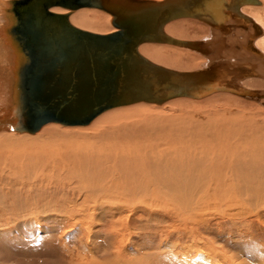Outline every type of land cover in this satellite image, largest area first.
Returning <instances> with one entry per match:
<instances>
[{
  "label": "bare ground",
  "instance_id": "obj_1",
  "mask_svg": "<svg viewBox=\"0 0 264 264\" xmlns=\"http://www.w3.org/2000/svg\"><path fill=\"white\" fill-rule=\"evenodd\" d=\"M11 1L0 0V166L4 163L8 168L11 165L7 159H16L12 168L16 174L25 175L24 179L20 178L23 180L19 191L27 190L29 192H25L31 197L32 190L37 186L55 191L58 183H63L64 203L70 201L71 194L81 202L89 201L86 206L91 210L107 204L112 206L111 211L117 208L127 210L128 205H133L132 209L141 205L147 215H156L160 211L173 213L181 217L185 224L200 220L211 208L223 209L232 204L255 207L259 203L252 201L264 202V128L256 126L258 124L250 127L244 113L235 112L231 117L217 114L204 121L190 118V122L182 120L186 116L189 119V114L184 117L183 113H173L168 121L162 114L164 121L161 123L155 119L152 125L144 123L132 128L127 127L131 118L129 123L125 121L123 124L122 120L117 121V117L121 116L119 113L104 116L110 110L136 104L163 107L177 99L200 100L220 92L253 95L252 91L233 85L234 78L244 75L241 74L243 69L230 67L228 62H259V57L250 51L248 45L257 34L255 29L259 30L257 23L264 25V0H243L236 6L235 0H225L224 19L218 23L211 17L178 13L165 20L159 13L150 12L147 20L151 25L148 28L138 27L136 17L130 14L154 5L179 7L184 2L79 0L90 3L56 5L49 9L62 15L60 21L50 18L40 24L13 25L9 17V12L14 9ZM217 1L197 0L195 5L213 9ZM78 11L83 13L77 15ZM120 12L124 15L120 16ZM196 20L208 25L206 39L190 41L178 38L191 36L193 31H187V28H194ZM123 21H130L132 26L125 25ZM110 24L114 26L111 32L100 31L104 25L108 28ZM155 25H158L157 30ZM182 26L186 29H181ZM91 28L97 32L90 31ZM149 31L161 32L175 40L144 38L142 35ZM152 43L171 48H152L149 46L155 45ZM116 44H120L121 48ZM226 44L231 49L227 50ZM184 50L200 53L205 61L204 67L196 71L175 69H190L186 68L189 67L187 64L199 60ZM136 52L176 78L193 77L218 89L211 92L201 89L196 94L173 95L155 101L134 100L131 98L133 91L140 94L142 89L148 88L138 83L145 73H138L137 76L132 73L135 66L130 58ZM116 55H121L120 62L124 68L130 67V73L122 70L108 86L106 82L110 80L107 77L96 79L95 75L104 73L110 62L115 61ZM141 66L145 68L143 64ZM78 73L83 75L82 79L77 76ZM89 74L94 77L91 81L84 77ZM161 77L165 75L159 74L157 78ZM165 78L161 79L162 83L166 82ZM86 85L99 98H89L93 102L90 109L84 108V104L79 105L83 99L89 100L84 94ZM105 94L108 97L103 98ZM178 117L181 119L176 122ZM90 125H94L95 133L81 129ZM115 129H118V137ZM105 132H110L109 139L104 137L108 134ZM57 139L65 142L58 143ZM14 148L15 152H11ZM84 176L95 183L98 181V186L87 189ZM0 180L7 181L11 188L9 191L16 189L6 176L2 175ZM66 204L72 207L73 203ZM180 205V208L176 207ZM35 207L34 211H39ZM154 207L160 211L157 212ZM48 209V212L56 211V208ZM60 211L62 215L69 212L70 215L73 209L63 206ZM223 212L230 216V213ZM79 215L84 219L91 217V214ZM217 257H213V262L218 261Z\"/></svg>",
  "mask_w": 264,
  "mask_h": 264
},
{
  "label": "rangeland",
  "instance_id": "obj_2",
  "mask_svg": "<svg viewBox=\"0 0 264 264\" xmlns=\"http://www.w3.org/2000/svg\"><path fill=\"white\" fill-rule=\"evenodd\" d=\"M134 1L145 2L144 0ZM81 13L83 12H79L77 15ZM195 23L194 28H187V31L194 32L196 30L194 33L190 32L191 36L177 37L190 41L192 39L196 41L205 40V37L209 35L208 25L197 20ZM257 26L259 30L255 29L257 34L250 39L248 47L250 51L259 57V62L242 64L233 60L227 61L230 67L243 69L241 74L244 75L237 79L234 78L233 85L250 90L254 93L253 95L245 96L220 92L200 100L177 99L167 104V106L165 105L166 107L163 106L164 108L136 104L110 110L104 113V116L108 117L119 113L122 117H117V121L122 120L123 124L129 123L128 120L131 118L127 127L132 128L140 124L145 125L144 123L152 125V120L155 119H159L161 123V121H164V116H166L164 117L165 121H168L173 113H183V115L185 114L184 117L189 114V119L187 116L183 118V115L180 117L183 118L182 120H186L185 122H190V118L192 120L199 118L198 120L204 121V119L212 118L217 114L231 117V115L238 112L240 114L244 113V116H246L244 119L250 127L258 124L256 126L264 128V25L257 23ZM202 27H205L203 28L205 32ZM103 28L100 29L101 32L109 33L114 29V26L110 24L107 28L104 25ZM181 29L185 30L186 28L182 26ZM244 30L248 31L246 27H244ZM90 31L95 30L91 28ZM152 44H155H149L152 48L154 46L171 48L160 45V43ZM225 48L227 50L231 49L227 44ZM187 51L184 50V52L196 56L199 60L187 64L189 67L186 68L190 69H181L182 67H176L175 69L196 71L204 67L205 61L202 58L203 56H199L200 53ZM193 64L197 67L194 68L195 65ZM225 112L226 114H224ZM136 113L138 114L136 115ZM139 113L140 116H138ZM143 113L145 114L142 115ZM132 119H135V121ZM180 119L178 117L176 122H179ZM236 120L238 119L236 118ZM253 121H255V124H252ZM93 126H83L81 129L88 131V133H95L96 130ZM114 131L118 137V129ZM74 132L72 131V133ZM110 132H105L108 134L104 137L109 139ZM75 137L78 138V136ZM57 142L65 141L57 139ZM15 150L14 148L11 152H15ZM7 160L11 166L5 168L6 165L1 163L0 177L2 175L6 176L15 185L16 189L9 191L11 188L9 189L10 185L6 183L7 181L0 180V264H218L219 261L221 264H227V261H229L228 264H264V202L252 201L253 203H259L255 207L246 204L243 205L246 208H243L242 205L232 204L224 206L223 209L214 208L212 210L213 208H211L208 210L207 215L198 221L190 222L191 224H185L181 217L174 216L173 213L162 212L155 207L153 209H157V212L160 211L161 213L147 215V212L142 208L143 206L137 204L133 209V205H128L127 210L117 208L115 211H111L112 206L108 204L103 207L99 205L91 210L89 206H86L89 201L87 203L86 201L81 202L69 194V202L73 203L71 207L70 204H66L69 202L64 203V198H62L65 195L63 183H58V185L54 183L59 189L56 188L55 191L37 186L35 187L37 189L32 190L33 195L31 197H29L27 193L29 191L27 190H25L27 192L20 190L23 191L20 193L21 181L25 175L16 174L15 169L12 168V165L16 163L15 158ZM22 177L23 179H20ZM83 181L86 183L85 187L87 189L98 186V181L95 183L86 176H84ZM87 183L88 187L86 186ZM82 194H84V191ZM26 197L28 200H26ZM22 202L25 207L21 204ZM61 204L62 206H60ZM26 205L30 208L28 206L26 208ZM34 206H37L35 208L41 212L34 211ZM63 206L64 208L73 209L70 215V212L67 215H62L63 213L60 210ZM181 206L176 207L180 208ZM75 207L76 209H74ZM48 208H56L57 212H48ZM222 210L230 213V216L224 214ZM249 211L250 214H246ZM30 212L34 214L31 215ZM80 213L83 215L91 214V217L84 219L82 215H79ZM13 218L16 219L13 220ZM211 256L217 257L218 261L213 262Z\"/></svg>",
  "mask_w": 264,
  "mask_h": 264
},
{
  "label": "water",
  "instance_id": "obj_3",
  "mask_svg": "<svg viewBox=\"0 0 264 264\" xmlns=\"http://www.w3.org/2000/svg\"><path fill=\"white\" fill-rule=\"evenodd\" d=\"M98 1L101 2L103 0H98ZM182 1L184 2L183 6H179V7L170 6V8L168 7L164 8L162 5L161 6L154 5L151 8H142L140 10H137L133 13L134 15L133 14H130V15L132 17L134 16L136 17L138 21L136 24L140 28L142 27L148 28L151 25L149 24V20H147L148 19L147 16L150 12L159 13V15L160 16L162 15L165 20H170L171 18L175 17L174 16L175 13H178L179 15L191 14V15H195L194 17H205V16L211 17L217 23L221 22L224 19L222 15L223 14L222 11H223V3L225 0H218L217 4L214 6L213 9L207 8L205 5L200 6V7L197 4L195 5V2L197 0H182ZM241 1L243 0H235V6ZM253 1L257 2L256 0H253ZM10 3L14 6V9L12 10H11V7L9 8V10H11V12H9V17L11 19L12 24L13 25L14 24L15 25L16 24L27 25L31 23L40 24L41 22L48 21L50 18L51 19L54 18L56 21L62 20V15L50 12L49 9L53 6H56V5L68 6L72 4H82V3L89 4L90 2L89 1L80 2L79 0H12ZM120 10L122 11V8H120ZM120 14H121L120 16L124 15L122 14V12H120ZM122 23H124L125 25L131 24L130 21L129 22L123 21ZM154 29L157 30L158 25H155ZM142 36L144 38L151 39V40L153 39L163 40V38L169 42H172L175 40L174 38L168 35L167 36L162 35L161 32L156 34L155 32L149 31V32H146ZM111 42L112 41L110 39V43ZM116 47L121 48L120 44H116ZM130 59H131V63H133V66H135V70L132 72V73H135V76H137L138 73H145L143 74L142 79L138 83L148 86L146 90L142 89L140 94H137L136 92L134 93L133 91L131 94V98L134 100L144 99L146 101H155V100H160L162 98L166 99L173 95L196 94L201 89L208 91V92L215 91L216 89H218V88H215L211 83H208V82L200 83L197 80H195V78L193 77L188 78V79L187 78L181 79L182 77L176 78L172 76V74L169 73L168 70L162 67L154 66L151 62H149L144 57L140 56L137 52L134 53L132 55V58ZM114 60L112 64H111L112 61L110 62V64L108 65L104 73H96L95 75L96 79L107 77L110 80L109 82H106L108 86H109V83H111L113 77L116 76L118 73H122L121 72L122 70H126L128 73H130L129 72L130 67L124 68V65L121 64L120 62L121 55H116L114 57ZM142 64L147 70L143 68V66H141ZM159 74L165 75L166 78L161 77L158 79L157 77ZM77 76L80 79H82L83 77L81 73H78ZM84 77H85V80L86 78L88 79L90 78V81L92 80V78H94L92 74L86 75ZM162 78L166 79L165 83L161 82ZM115 83L116 82H114V84ZM157 84L159 85L157 86ZM140 87H142V85ZM84 94L87 95V99L92 98L95 95L94 91H92V89L87 85L85 87ZM106 96L107 94H105L102 97L106 98ZM95 98L99 99L98 97H95ZM82 102L83 103L80 102L79 105L84 104V108L89 107L90 109L92 107V103H93L92 99H89L88 101L83 99Z\"/></svg>",
  "mask_w": 264,
  "mask_h": 264
}]
</instances>
